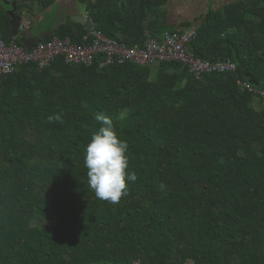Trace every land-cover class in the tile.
<instances>
[{
    "label": "trees",
    "instance_id": "trees-1",
    "mask_svg": "<svg viewBox=\"0 0 264 264\" xmlns=\"http://www.w3.org/2000/svg\"><path fill=\"white\" fill-rule=\"evenodd\" d=\"M79 1L101 33L132 47L143 46L144 21L166 0ZM8 18L0 16L7 43ZM85 29L62 25L37 43L80 44ZM163 30L158 19L149 28ZM189 47L236 71L197 81L177 63L58 59L0 75V264H264V108L237 85L264 89V0L208 13ZM56 114L62 120L50 123ZM96 114L127 141L137 176L115 204L87 185Z\"/></svg>",
    "mask_w": 264,
    "mask_h": 264
},
{
    "label": "built area",
    "instance_id": "built-area-1",
    "mask_svg": "<svg viewBox=\"0 0 264 264\" xmlns=\"http://www.w3.org/2000/svg\"><path fill=\"white\" fill-rule=\"evenodd\" d=\"M85 22L86 29L80 44L73 43L69 38H53L48 42L36 43L28 51L18 45L15 38L7 43L0 37V75H12L26 65H33L41 71L58 59L67 65L91 67L98 64L99 68L124 65L154 68L161 64L177 63L197 81L207 74L236 71V65L230 60L203 61L193 55L189 46L196 37L194 28L164 31L158 39L148 37L143 46L129 47L101 33L88 13ZM31 27V18L22 17L19 33H26ZM5 65H11L14 71L9 72ZM237 85L242 92L251 95L253 105H264V89H255L242 81H238Z\"/></svg>",
    "mask_w": 264,
    "mask_h": 264
},
{
    "label": "crops",
    "instance_id": "crops-1",
    "mask_svg": "<svg viewBox=\"0 0 264 264\" xmlns=\"http://www.w3.org/2000/svg\"><path fill=\"white\" fill-rule=\"evenodd\" d=\"M244 1L245 0H166L159 11L148 14L144 21L147 38L152 37L158 39L164 31H172L175 29H197L208 13L223 12L231 6L241 7ZM13 7L15 9V15L20 19L24 16L31 18L32 27L29 32L32 38H37V40H43L53 33V28L62 25L72 27L74 24H78L82 27H86V22L85 25H82L81 22L85 21L86 14L88 13L87 2L82 3L79 0H55L51 6L42 8L38 3L31 1H27L24 5H21L20 0H0V16L4 14L9 17L8 12L11 11ZM8 19L12 39H19L12 36L10 17ZM156 19H158L159 24L164 30L160 34H157V31L154 33L152 32L153 35L151 36L149 28L153 26ZM154 26H156V24H154ZM28 40H30V38H28ZM253 107L261 110L264 108V105H253Z\"/></svg>",
    "mask_w": 264,
    "mask_h": 264
},
{
    "label": "clouds",
    "instance_id": "clouds-1",
    "mask_svg": "<svg viewBox=\"0 0 264 264\" xmlns=\"http://www.w3.org/2000/svg\"><path fill=\"white\" fill-rule=\"evenodd\" d=\"M9 72L11 65L4 66ZM62 114L48 117V121H61ZM100 125L91 134L84 149V166L87 169V185L95 197L110 203H119L128 194L126 180L135 182V172L128 170L127 141L118 138L110 117L96 114Z\"/></svg>",
    "mask_w": 264,
    "mask_h": 264
},
{
    "label": "water",
    "instance_id": "water-1",
    "mask_svg": "<svg viewBox=\"0 0 264 264\" xmlns=\"http://www.w3.org/2000/svg\"><path fill=\"white\" fill-rule=\"evenodd\" d=\"M8 15L10 17V25L12 28V36L19 38L20 42L22 43L23 47L30 51L37 43V38H32L31 33L28 31L26 33L20 34L19 33V26H20V22L21 19L15 15V9L13 7V9L11 11L8 12ZM82 25H85V21L81 22ZM28 38H30V40H28ZM140 264V263H137Z\"/></svg>",
    "mask_w": 264,
    "mask_h": 264
},
{
    "label": "rangeland",
    "instance_id": "rangeland-1",
    "mask_svg": "<svg viewBox=\"0 0 264 264\" xmlns=\"http://www.w3.org/2000/svg\"><path fill=\"white\" fill-rule=\"evenodd\" d=\"M33 29H34V27H33Z\"/></svg>",
    "mask_w": 264,
    "mask_h": 264
}]
</instances>
